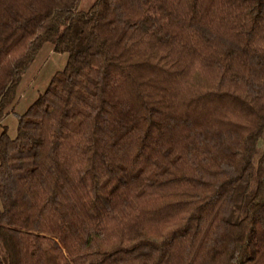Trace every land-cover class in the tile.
<instances>
[{"label": "trees", "instance_id": "16d2710c", "mask_svg": "<svg viewBox=\"0 0 264 264\" xmlns=\"http://www.w3.org/2000/svg\"><path fill=\"white\" fill-rule=\"evenodd\" d=\"M0 0V264H264V0ZM263 146L259 147V142Z\"/></svg>", "mask_w": 264, "mask_h": 264}, {"label": "rangeland", "instance_id": "374dc122", "mask_svg": "<svg viewBox=\"0 0 264 264\" xmlns=\"http://www.w3.org/2000/svg\"><path fill=\"white\" fill-rule=\"evenodd\" d=\"M94 1L83 0L80 9L87 10ZM67 61L68 55L56 52L52 43L47 42L42 46L33 63L22 76L15 102L8 108L9 112L0 124V133L6 129L11 137L17 136L19 119L16 113L24 114L27 111L29 106L47 89L52 77L66 67ZM262 146L263 142L260 141L259 147Z\"/></svg>", "mask_w": 264, "mask_h": 264}]
</instances>
